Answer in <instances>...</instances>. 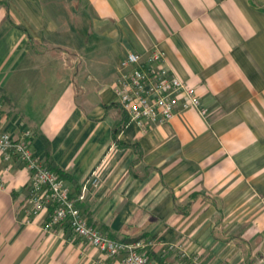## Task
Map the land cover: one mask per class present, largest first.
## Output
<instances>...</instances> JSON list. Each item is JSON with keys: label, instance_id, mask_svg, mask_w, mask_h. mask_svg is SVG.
<instances>
[{"label": "crops", "instance_id": "obj_1", "mask_svg": "<svg viewBox=\"0 0 264 264\" xmlns=\"http://www.w3.org/2000/svg\"><path fill=\"white\" fill-rule=\"evenodd\" d=\"M154 48L206 117L187 110L146 131L127 121L119 63ZM0 127L28 130L74 197L96 171L100 186L77 204L109 238L163 226L201 264H264V0H0ZM0 178V264H119L27 216L15 158H0Z\"/></svg>", "mask_w": 264, "mask_h": 264}, {"label": "built area", "instance_id": "obj_2", "mask_svg": "<svg viewBox=\"0 0 264 264\" xmlns=\"http://www.w3.org/2000/svg\"><path fill=\"white\" fill-rule=\"evenodd\" d=\"M163 60V52L154 48L144 59L131 52L119 63V77L114 87L117 103L127 121L142 131L168 123L187 110L207 116L196 89L165 67ZM0 158L3 161L15 158L28 170L25 210L28 217L45 214L43 231L66 226L72 235L81 238L106 258H118L119 264H157L141 241L109 238L88 224L82 215L77 202L83 200L89 188L100 186L96 171L84 181L81 195L72 196L63 179L35 156L28 130L23 131L19 138H13L0 127ZM2 187L0 178V189ZM190 264L201 263L191 258Z\"/></svg>", "mask_w": 264, "mask_h": 264}, {"label": "rangeland", "instance_id": "obj_3", "mask_svg": "<svg viewBox=\"0 0 264 264\" xmlns=\"http://www.w3.org/2000/svg\"><path fill=\"white\" fill-rule=\"evenodd\" d=\"M166 228L163 226H157L155 227L154 231H152V233H130L128 234L126 237L128 239H133L136 238L137 236H143L140 240L145 248V250L147 251L148 254H150L149 256L151 258H153L152 253H156V255H161L163 260H167V259H176L177 262H180L186 258H196L199 260V257L197 255H189V257L184 255V251H183V246L188 245L187 243L185 244L183 241V235L182 238L180 239V242H171L168 240V238H163L162 232L165 230ZM177 230V228H175ZM116 239H121L122 238H116ZM186 257V258H184ZM154 260V258H153ZM239 264H252L253 260L249 259V258H245V259H241L238 260ZM238 262H235L236 264ZM255 262V261H254ZM186 262H184L183 264H185ZM220 262H218L219 264Z\"/></svg>", "mask_w": 264, "mask_h": 264}, {"label": "trees", "instance_id": "obj_4", "mask_svg": "<svg viewBox=\"0 0 264 264\" xmlns=\"http://www.w3.org/2000/svg\"><path fill=\"white\" fill-rule=\"evenodd\" d=\"M117 129H119V126L117 127ZM113 239V238H112ZM136 240H139V238H137V239H134V240H122V241H125V242H135ZM157 262H158V264H166L165 262H164V260H163V258H162V256L161 255H158L157 257ZM186 264H190V259L189 258H186Z\"/></svg>", "mask_w": 264, "mask_h": 264}]
</instances>
